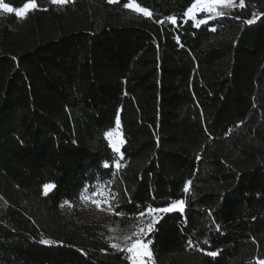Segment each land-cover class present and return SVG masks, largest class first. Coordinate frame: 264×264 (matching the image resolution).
I'll list each match as a JSON object with an SVG mask.
<instances>
[{"label":"trees","instance_id":"1","mask_svg":"<svg viewBox=\"0 0 264 264\" xmlns=\"http://www.w3.org/2000/svg\"><path fill=\"white\" fill-rule=\"evenodd\" d=\"M30 1L0 14V264H130L63 209L104 183L124 225L185 200L147 236L154 264L264 261V0L200 26L196 0L4 3Z\"/></svg>","mask_w":264,"mask_h":264},{"label":"rangeland","instance_id":"2","mask_svg":"<svg viewBox=\"0 0 264 264\" xmlns=\"http://www.w3.org/2000/svg\"><path fill=\"white\" fill-rule=\"evenodd\" d=\"M115 1H118V0H115ZM30 2L35 3V1H30ZM205 2H211V0H205ZM194 3H196V1ZM3 4H5L4 0H0V14L9 13L8 11L4 10V8L2 7ZM56 4L64 5L66 3L57 2ZM129 4L138 6L132 0H130V2L127 5ZM9 7L13 8L11 5H9ZM236 7H240V0H231L230 5L228 3H219L215 7L214 11L208 12V11H200L199 9H196L194 10V14L192 17L185 15V20H192L193 23L197 25V21L199 20L208 21L212 18L220 17L221 15L217 16L216 12H220L224 14L227 11L235 9ZM127 8L137 11L136 7H127ZM14 10H18V9H14ZM30 10L32 9H29L28 11ZM137 12L144 14L143 12H140V11H137ZM21 17H24V16H21ZM167 21L172 23L170 19H168ZM204 24L206 23L199 24V26L204 25ZM109 132L112 133L111 137L107 136L110 147H112L111 145L114 143L120 149V152L118 153L112 148L113 151L117 155L116 162H119L121 166L120 158H121V148H122L121 146L123 144V136H122V132L120 128V123L116 125L115 129ZM115 164H114V168L116 170H119L120 167L117 168ZM52 188L53 187L49 188L47 192H49ZM80 194L81 195H80L79 204L72 207L70 212L65 209V206L63 208L64 212L68 216V221L74 222V224L76 223L78 225L101 224L103 228L102 232L105 234L110 244L119 245V248H115V249L119 251L121 250L125 251L129 256L130 264H132V254L127 251V248L130 247L137 239H142L143 243L148 244L146 242V239L150 232L140 237L135 236L134 233L138 232L139 229L142 227L145 228L146 230V226L148 223H150L155 217H161L164 214L156 213L153 216H149L147 214H145L144 216L139 215L136 217V219L130 221L129 224L124 225L120 223V221L113 216L112 208H110L111 194L109 193L108 185L106 183L96 184L94 187H92L89 190L84 189ZM94 201L96 203H94ZM4 206H6V202L0 196V207H4ZM157 223L153 224V228ZM45 240H48V239H45ZM148 247L150 249L149 244H148ZM146 264H154L153 255H152L151 260L146 259Z\"/></svg>","mask_w":264,"mask_h":264},{"label":"snow or ice","instance_id":"3","mask_svg":"<svg viewBox=\"0 0 264 264\" xmlns=\"http://www.w3.org/2000/svg\"><path fill=\"white\" fill-rule=\"evenodd\" d=\"M53 3H68L69 0H52ZM110 3L115 2V0H109ZM219 3H228L229 5L231 4V0H211V2H205V0H196V3H194L187 11L184 15L192 17L194 14V10L199 9L200 11H208V12H212L214 11L215 7L217 6V4ZM240 6L243 7L244 6V0H240ZM2 7L4 8V10L8 11V12H16L17 16H24L26 15V12L29 9H34L37 7V5L34 2H29L26 3L24 5L23 8L18 9V10H14L13 8L9 7L8 4H3ZM126 7H136L137 11L143 12L146 15L151 16L152 13L146 9L140 8L139 6H134V5H126ZM217 16L223 15V13L220 12H216ZM171 20L172 23H176V18L175 17H170L169 18ZM254 22V19H249L247 21L248 24H252ZM202 23H207V20H199L197 21V26H199V24ZM215 30V29H213ZM119 124V121L117 120V125ZM106 136L111 137L112 133L108 132L105 133ZM112 148L116 151V152H120L119 147L116 144H112L111 145ZM103 166L105 168H109L111 167V165L108 162H104ZM115 166L117 168L120 167L119 162H116ZM187 185H191V181L187 182ZM54 187L52 185H45L44 189H45V193H47L48 189ZM189 188L186 187L185 191H188ZM94 203H96L94 201ZM185 200L184 199H180L177 200L175 202L170 203L169 205L165 206V207H159V208H154V207H147L146 210H142L139 215L140 216H144L145 214L149 215V216H153L156 213H161V214H167V213H171V212H180L183 213L185 211ZM122 215V213H120ZM160 217H155L150 223L147 224L146 226V230L145 228H140L138 232L134 233L135 236L140 237L143 235H146L148 232H151L153 229V224L158 222V219ZM217 230H219V225H217ZM45 244H50L52 243L51 241L48 240H44L42 241ZM149 243H151V241H149ZM205 244H207V241H204ZM188 244L190 246L193 245V242L191 240L188 241ZM111 247L113 248H119V245L117 244H112ZM127 251L129 253L132 254V264H146V259L147 260H151L152 259V252L148 247V244L143 243L142 239H137L130 247L127 248ZM209 256H216L218 253L215 251H210L207 253ZM260 264H264V261H261Z\"/></svg>","mask_w":264,"mask_h":264}]
</instances>
